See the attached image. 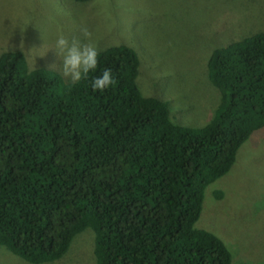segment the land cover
<instances>
[{
	"label": "trees",
	"instance_id": "16d2710c",
	"mask_svg": "<svg viewBox=\"0 0 264 264\" xmlns=\"http://www.w3.org/2000/svg\"><path fill=\"white\" fill-rule=\"evenodd\" d=\"M140 66L133 48L111 46L72 84L31 70L22 51L0 55V246L52 263L92 229L97 264L234 263L196 224L206 189L264 129V31L212 52L220 100L202 128L177 124L167 102L144 96ZM105 69L112 85L93 91Z\"/></svg>",
	"mask_w": 264,
	"mask_h": 264
},
{
	"label": "rangeland",
	"instance_id": "374dc122",
	"mask_svg": "<svg viewBox=\"0 0 264 264\" xmlns=\"http://www.w3.org/2000/svg\"><path fill=\"white\" fill-rule=\"evenodd\" d=\"M85 31L98 52L133 48L142 94L167 102L177 124L202 128L220 100L208 77L209 57L264 31V0H0V55L22 51L31 70L61 75L57 37L86 43ZM196 228L220 237L233 264H264V129L241 147L232 170L206 189ZM94 250L95 233L88 229L62 259L45 264H97ZM0 264L32 263L0 246Z\"/></svg>",
	"mask_w": 264,
	"mask_h": 264
},
{
	"label": "clouds",
	"instance_id": "9594fccd",
	"mask_svg": "<svg viewBox=\"0 0 264 264\" xmlns=\"http://www.w3.org/2000/svg\"><path fill=\"white\" fill-rule=\"evenodd\" d=\"M84 36L88 40L86 43L76 38H66L63 34L56 39L55 53L60 61V73L72 84L79 83L97 69L99 52L89 39L90 34L85 31ZM112 83L111 70L105 69L101 75L91 80V88L93 91H104Z\"/></svg>",
	"mask_w": 264,
	"mask_h": 264
}]
</instances>
